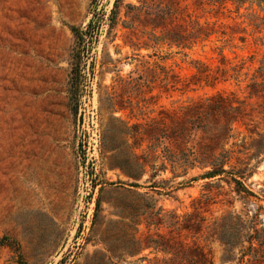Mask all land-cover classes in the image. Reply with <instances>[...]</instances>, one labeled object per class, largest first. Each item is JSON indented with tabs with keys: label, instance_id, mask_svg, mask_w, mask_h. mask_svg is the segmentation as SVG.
Wrapping results in <instances>:
<instances>
[{
	"label": "rangeland",
	"instance_id": "rangeland-1",
	"mask_svg": "<svg viewBox=\"0 0 264 264\" xmlns=\"http://www.w3.org/2000/svg\"><path fill=\"white\" fill-rule=\"evenodd\" d=\"M114 1L96 0L105 16ZM89 3L0 0V264L161 262L167 254L157 244L146 247V237L199 246L211 264L247 263V241L225 259L219 232L234 235L224 216L249 221L255 213L256 227L264 226V140L257 141L264 117L257 112L261 97L248 96L247 88L252 78L261 81L264 5L247 0L235 9L226 1L224 14L214 16L209 4L179 0L185 9L174 20L131 29L125 4L139 0H122L116 25L109 32L103 26L91 44L71 100L70 27L88 21ZM213 22L214 32L193 38L196 23ZM166 32L186 35L185 44L169 43ZM197 62L217 78L193 83ZM214 94L248 113L232 121L224 146L225 169L244 168L252 192L246 197L228 175L226 182L200 177L206 168L198 166L184 175L170 171L167 115L177 120L186 106ZM155 124L156 131H144ZM138 163V179L120 169ZM153 181L159 187H147ZM187 216L195 228L183 227Z\"/></svg>",
	"mask_w": 264,
	"mask_h": 264
},
{
	"label": "trees",
	"instance_id": "trees-1",
	"mask_svg": "<svg viewBox=\"0 0 264 264\" xmlns=\"http://www.w3.org/2000/svg\"><path fill=\"white\" fill-rule=\"evenodd\" d=\"M226 1L235 2V9H238L247 0H193L195 5L203 8L204 4H209L210 11L214 16L224 14L226 11ZM257 4L262 3L264 0H255ZM122 0H115L113 7L110 9L107 16L102 8H98L96 0H90L88 12L91 14L88 21L84 25H74L70 27L73 35V44L69 51V75L67 92L69 99L74 100L79 93L81 78L83 76V68L85 59L89 54L91 44L97 39L103 26L107 27V32L113 27L114 23L118 20L119 7ZM153 7L151 10L150 7ZM127 10L125 16L128 18L126 27L131 29L141 25H151L152 28L157 26H164L168 22L174 20L184 12V7L179 4V0H139V4L133 5L126 3ZM171 18V19H170ZM124 23V22H123ZM256 25L255 23H253ZM214 22L209 24L196 23V29L193 38L199 40L207 37L210 33L214 32ZM223 35L225 31L221 32ZM166 32L163 36L169 43L182 44L187 39L184 34H171ZM231 35H227L224 41H229ZM218 70L215 71L217 73ZM224 70H220L219 75L224 74ZM257 76L261 79L260 82L255 81L253 78L247 84L248 96H259L261 102L257 105V112L264 117V60L256 70ZM218 75H210L208 67L202 62H197V73L192 76V82L196 83L203 81L205 83L213 82ZM229 99L221 94H214L205 99L203 102H196L188 105L182 111L177 120H173L169 115V125L164 131V138L167 140L166 158L169 162L170 171L179 169V173L186 174L187 169L198 166L206 168L200 174V177L212 178L217 180H227L223 175L229 176V181L234 184V191L242 197L251 195L252 192L247 189L243 184L245 176L244 168L225 169L224 165L228 163L230 156L229 151L224 148L228 138L230 137L232 121L242 117L247 112L240 105H233L228 101ZM159 127L155 125L149 126L144 131L154 132ZM193 131L199 132L197 135ZM259 140H264V128L262 132L257 133ZM156 140V136L153 138ZM191 144H188L190 140ZM171 147L177 150V154L171 151ZM120 169L125 175L132 179H138L144 172L143 163H138L135 167L128 165H120ZM151 177V175H150ZM194 178V177H192ZM128 186H136L135 182H128ZM147 187H159L155 181L150 182ZM209 197L203 200H198V206L204 205ZM261 209V207H259ZM264 211V209H263ZM196 217V214L192 215ZM192 216L185 218L183 223L184 228L196 227V222L189 223ZM251 220L245 221L239 215L224 216L225 223L234 227V235H225L226 233L220 231L219 238L223 244V255L225 259L231 258L232 248L235 244L241 243L242 240L247 241L248 251L252 250V259L248 260L245 264H262L264 261V250L259 246H264V226L256 227L257 221L255 213ZM248 229L252 232H248ZM256 241L258 247L253 248L252 243ZM146 247L155 244L161 246V250L165 251L167 256L161 262H151L150 264H211V261L202 251L199 246L190 245L174 241L171 237L161 238L159 242L157 239L146 237ZM259 252V253H258ZM246 254L241 252L240 259Z\"/></svg>",
	"mask_w": 264,
	"mask_h": 264
}]
</instances>
